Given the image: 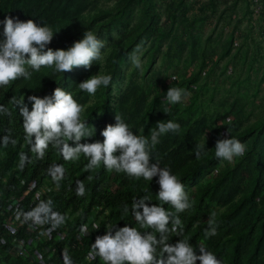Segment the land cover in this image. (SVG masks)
<instances>
[{"label": "trees", "instance_id": "1", "mask_svg": "<svg viewBox=\"0 0 264 264\" xmlns=\"http://www.w3.org/2000/svg\"><path fill=\"white\" fill-rule=\"evenodd\" d=\"M216 1L226 0H210L209 3L216 8ZM183 2L167 0L163 9L160 0H114L111 4L100 0H0V40L4 39L2 21L6 16L24 21L33 19L40 25L50 26L55 34L48 47L53 50H67L83 38L86 30L102 40L108 38L113 30L122 28L120 35L112 38L101 71L98 61H94L90 69L74 68L64 74L42 67L39 72H33L30 80L20 78L7 87H0V105L11 112V115L0 113V189L5 194H20L26 190L25 187L18 188L16 172L38 182L48 179L54 189L43 200L51 198L54 210L66 216L64 226L68 232H73L83 223L95 222L99 225V235L105 233V226L109 224L117 227L128 224L139 228L131 211L123 214L124 205L131 209L134 199L148 195L152 198L150 204L160 203L156 199L159 190L156 177L152 181L135 179L122 172L108 171L103 164L89 171L85 168V157L81 156L76 162L64 161L52 145H49L43 159L36 158L24 139L23 120L12 102L13 98L25 97V103L30 108L28 96L42 98L51 95L56 87H62L85 106L82 119L86 120L92 136L82 138L81 143L102 142L101 131L108 124H115L116 115L121 116L135 134L149 138L157 121L171 119L179 123L180 131L162 135L151 151L152 162L159 161L161 167L170 168L183 183L192 202V207L182 213H175L171 205H163L180 217L184 227L181 237L170 232L169 242L174 244L179 239H188L195 249L202 240L222 264H264V108L244 126H231L232 135L246 145V153L229 163L214 155L215 142L218 137L223 138L227 124L211 127L212 119L197 116L199 111L195 104L198 91L193 87L197 72L168 83L162 82L160 88L153 91L136 81L119 92L113 90L115 81L121 76L125 57L141 42L148 43L143 51L146 56L145 72L150 70L158 55L172 65L182 58L186 50L194 53L199 40V35L194 32L197 29L196 19L185 16L183 10L175 12L176 6ZM260 5L262 9L255 12V2L248 0L249 13L260 18L261 33L264 34V0H260ZM189 7L193 8L192 5ZM162 11L166 12V17L159 23ZM165 42L166 46L162 49ZM97 73L110 74V85L106 88L101 86L95 95L81 91L78 84ZM158 77L159 72H156L153 79ZM170 86L192 93L189 97L186 95L188 102L184 106L166 103V91ZM166 107L170 109L168 114L163 112ZM233 115V112L231 115L226 113L223 119ZM5 136L15 139L16 145L9 143L5 147L2 143ZM198 143L205 144L207 153L199 160L194 155ZM21 153L27 154L31 160L23 169L19 167ZM221 162L223 166L217 169ZM52 164H61L66 169L59 188L47 174ZM214 171L206 179L205 176ZM77 181L85 185L84 196L76 193ZM192 185L195 189L189 190ZM31 195L26 193L23 205L28 206ZM95 204L107 207L109 217L100 219L99 213H93L91 207ZM212 211L217 212L218 228L217 234L208 238L204 229ZM95 238L89 236L80 242L73 250V259L80 261ZM85 264L103 262L96 258ZM197 264L200 262L197 261Z\"/></svg>", "mask_w": 264, "mask_h": 264}, {"label": "clouds", "instance_id": "2", "mask_svg": "<svg viewBox=\"0 0 264 264\" xmlns=\"http://www.w3.org/2000/svg\"><path fill=\"white\" fill-rule=\"evenodd\" d=\"M2 23L4 39L0 40V87H7L20 78L30 80L33 72H39L42 67L52 68L56 73L64 74L74 68L90 69L94 61L103 59L102 49L105 43L92 31L86 30L83 38L75 41L67 50H53L48 47L55 34L50 26L40 25L33 19L24 21L12 16H6ZM131 60L135 68L142 67V61L135 52ZM170 79L177 78L172 76ZM111 80L110 74L97 73L78 85L81 91L95 95L101 86L108 87ZM186 95L188 93L185 89L170 86L166 91L165 101L168 105H175ZM27 100L31 103V110L25 103V97L13 98L12 102L23 120L24 139L36 158L43 159L49 145H52L64 161L76 162L81 156L85 157L87 159L85 168L89 171L103 164L108 171L122 172L135 179L152 181L156 177L159 185V190L156 192L159 204H150L152 198L145 195L134 199L131 209L127 204L123 207V214L126 215L131 211L139 228L128 224L123 227L109 224L105 226V233L99 235V225L91 222L94 223L92 227L97 232L85 236L82 240L75 239V233L80 229L82 234H87V225L83 224L91 223H83L73 232H68L64 226L66 216L54 210L51 198L39 200L31 210L23 213L24 222H31L33 226H50L49 230H54L51 239L44 244L55 247L57 253L67 247L71 259L69 260L65 255V264H85L87 261L84 260V256L89 250V257L98 258L103 264H197V261L200 264H222V261L203 244H199V254H197L188 239H179L174 244L169 242V233H176L181 237L184 234V227L180 217L163 205H171L175 213H182L192 207V202L177 175L173 174L170 168L161 167L159 161L152 162L151 151L159 143L162 135L169 132L178 133L181 127L179 123L171 119L157 121L156 128L151 131L149 138L135 134L124 119L116 115L115 124H108L101 131L102 142L81 143L82 138L92 135L87 128L86 120L82 119L85 106L78 103L72 93L62 87H56L51 95L42 98L30 95ZM163 112L168 114L170 109L166 107ZM0 113L11 115L10 110L3 105H0ZM228 123L231 124L230 119ZM2 143L5 147L9 143L15 146L17 141L5 136ZM214 149L216 158L229 163H233L237 157H243L246 153V145L232 135L230 128H227L223 138H217ZM194 155L198 160L207 155L204 143L196 145ZM30 162L27 154H20L21 169ZM65 172L66 169L61 164H52L47 169V174L57 188L64 179ZM85 191L84 183L77 181V195L84 196ZM96 205L99 204L93 205L91 211ZM0 208H2L1 204ZM99 218L101 219L100 214ZM216 218L217 212L212 211L204 229L208 238L217 234ZM0 219L7 220L3 216H0ZM57 232H65L63 239H55ZM9 234L23 237L28 247L33 250L39 248V251H42L41 247L44 244L41 245L32 239L34 232L29 230L28 235L25 234V223L14 227L13 232ZM89 236L96 237L95 242L84 252L80 261L74 260L73 250ZM3 260L4 264H36L22 257Z\"/></svg>", "mask_w": 264, "mask_h": 264}, {"label": "rangeland", "instance_id": "3", "mask_svg": "<svg viewBox=\"0 0 264 264\" xmlns=\"http://www.w3.org/2000/svg\"><path fill=\"white\" fill-rule=\"evenodd\" d=\"M113 1L100 0L107 4ZM166 1L160 0L163 9ZM209 1L184 0L175 8V12L183 10L185 16L196 19L197 29L194 32L199 35V40L194 53L186 50L182 58L172 65H168L158 55L150 70L145 72L146 56L143 51L148 43L141 42L138 44L139 49H134L125 57L121 76L113 85L114 92H119L134 81L153 91L160 88V83L171 81L172 76L180 79L197 72L193 87L198 91L195 104L199 111L198 118L205 116L212 119L214 122L211 127H222L223 124H227L228 128L234 125L242 127L250 122L264 108V34L261 33L260 18L249 13L248 0L216 1V8ZM165 17L166 12L162 11L159 23ZM121 32L120 27L113 30L108 38L102 39L105 47L102 49L103 59L98 61L100 71L104 69V57L112 38L119 36ZM165 46L166 42L162 49ZM134 52L142 61L140 69L135 68L132 63L131 56ZM156 72H159V77L153 79ZM191 94L188 93L187 96ZM187 96L180 102L181 106L188 102ZM232 112L233 116L223 119L226 113L231 115ZM229 119L231 124L228 123ZM222 163L217 169L223 166ZM215 171L207 174L206 179ZM44 187L46 189L48 186ZM191 189L194 190L195 186H190L189 190Z\"/></svg>", "mask_w": 264, "mask_h": 264}, {"label": "built area", "instance_id": "4", "mask_svg": "<svg viewBox=\"0 0 264 264\" xmlns=\"http://www.w3.org/2000/svg\"><path fill=\"white\" fill-rule=\"evenodd\" d=\"M256 4L255 12L261 10L260 0H253ZM15 177L18 178L17 186L18 188L25 187L26 190L21 195H16L13 193L4 194L3 191L0 190V216H3L7 220L0 219V264L3 259L14 258V257H22L28 262H35L36 264H65L64 256L66 255L69 260L71 259L70 251L67 247L61 249L60 252L57 253L55 247H52L49 244H44L45 241H49L51 239V233L54 230H49L50 226H33L31 222L23 221V213L31 210L39 200H43V198L54 189L53 185L48 179L42 180L38 182L36 179L27 180L20 173L16 172ZM44 186H48L46 189ZM30 192L31 199L29 201L28 206L22 205L24 196L26 193ZM93 212H99L100 217L106 219L109 217L108 208L102 204L96 205L92 209ZM105 213H108L105 215ZM25 223V234L34 232L32 239H34L39 244H44L41 248L42 251H39V248L28 247L25 239L23 237H17L13 234H9L13 232L14 227ZM94 223L91 224H83L87 225L88 233L82 234L80 229L75 233V239L82 240L85 236L90 234H96L97 230L92 227ZM96 224V223H95ZM65 232H57L55 235V239H63ZM199 244H203V241L200 240ZM199 244L194 249L197 254H199ZM90 251V250H89ZM87 251L84 256V260L87 262L93 261L96 258L89 257Z\"/></svg>", "mask_w": 264, "mask_h": 264}]
</instances>
